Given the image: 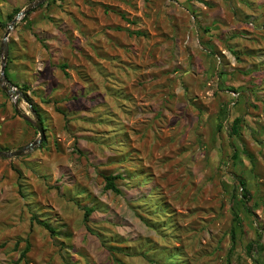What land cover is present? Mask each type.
I'll return each mask as SVG.
<instances>
[{"label": "rangeland", "instance_id": "obj_1", "mask_svg": "<svg viewBox=\"0 0 264 264\" xmlns=\"http://www.w3.org/2000/svg\"><path fill=\"white\" fill-rule=\"evenodd\" d=\"M48 1L8 38L0 149L29 103L45 139L0 157V264H264V0Z\"/></svg>", "mask_w": 264, "mask_h": 264}, {"label": "water", "instance_id": "obj_2", "mask_svg": "<svg viewBox=\"0 0 264 264\" xmlns=\"http://www.w3.org/2000/svg\"><path fill=\"white\" fill-rule=\"evenodd\" d=\"M48 0H34L30 4H28L26 7L21 9L17 15L12 19L11 23L8 25V28L5 32L2 47H1V52H2V63H1V73H0V82L3 86V88L11 93L15 99L18 98V95H22V92L16 88V86L9 80V78L6 75V70H7V60H8V55H9V44H8V38L11 33V30L15 27L18 21L23 19L28 13L32 12L36 7L39 5L47 2ZM25 99V97L23 96ZM15 107L19 111V102L16 100L15 101ZM29 108L30 111L33 115V117H30L29 115H26V118L32 122L37 130L39 131L40 137L36 139L33 142L28 143L27 145L16 149V150H2L0 149V157L2 158H12V157H18V156H23L26 153H29L33 149H35L38 145H40L43 140L45 139V130L43 126L42 119L38 113V111L35 109V107L29 103Z\"/></svg>", "mask_w": 264, "mask_h": 264}, {"label": "trees", "instance_id": "obj_3", "mask_svg": "<svg viewBox=\"0 0 264 264\" xmlns=\"http://www.w3.org/2000/svg\"><path fill=\"white\" fill-rule=\"evenodd\" d=\"M54 0H49L48 2H52ZM43 5V4H42ZM21 9H16L14 13H12L11 15H9V18L10 20H12L14 18V16L20 11ZM32 12L28 13L25 17H24V20H27L30 16ZM139 33V32H138ZM140 34V33H139ZM63 68L66 67V64H63L61 65ZM6 75L7 77L9 78V80L11 81V78L9 76V72H8V69L6 70ZM15 86H18L17 84H15ZM23 90H27L28 89V86L27 85H24L22 87ZM36 109V107H35ZM37 110V109H36ZM38 111V110H37ZM239 123H240V118H237L235 119L234 121V124H233V132L235 133H238L239 132ZM234 157H236V153L234 154ZM120 178L119 175H113V174H110V175H106L105 176V179H106V184H105V189L107 190H113L115 192H120V189L117 187L116 183H115V180ZM241 185H242V189L245 191L243 194V198H247L246 196V193L248 194L249 193V189L247 188V185H246V181L244 179H241L240 181ZM244 202L246 203V200H244ZM38 222L40 224H42L44 227H46L49 231H51V233L55 234L56 232V229L51 226L48 222L46 221H41V220H38ZM232 238L235 239V230L232 231ZM252 248H253V243H250L248 245V252L249 254H251V251H252ZM30 250V245L28 244L26 246V249L22 252L21 254V257L20 258H24L27 254V252ZM18 263V261H17ZM16 263V264H17ZM258 264V263H257Z\"/></svg>", "mask_w": 264, "mask_h": 264}]
</instances>
